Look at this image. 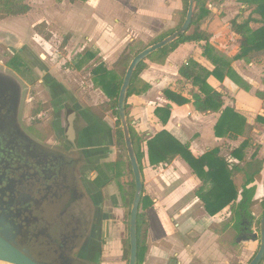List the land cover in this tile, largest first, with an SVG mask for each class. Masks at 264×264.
I'll return each instance as SVG.
<instances>
[{"label": "crops", "instance_id": "crops-1", "mask_svg": "<svg viewBox=\"0 0 264 264\" xmlns=\"http://www.w3.org/2000/svg\"><path fill=\"white\" fill-rule=\"evenodd\" d=\"M125 1L127 0L59 1V6L62 9V22L72 33L70 41L76 42L78 40L81 42L79 51L83 48L91 50L93 54L94 51H97V56L102 58L100 62L106 65V63L113 61L111 59L112 52H116L119 47L123 49L134 38L143 39L144 36L145 38L151 36L148 41L141 42L140 47H147L159 34L175 28L180 22L181 18L173 27L165 31H162V28L155 33L156 27L159 24L163 25V22L171 15L170 7L172 4L168 5L166 0H148L147 2L134 0L137 10L148 9L150 17L145 22L140 20L137 25L126 23L128 17ZM183 1L181 0V2ZM26 2L31 6L28 0ZM238 3L243 8L244 5L239 1ZM107 9L110 11L107 12ZM171 10L173 12V9ZM110 13L113 14L112 17ZM23 15L17 17L20 18ZM109 16L110 18H107ZM119 18L122 19L123 24H118ZM251 23H254L255 26L254 28L251 27L252 29L261 26L260 23ZM202 28L207 30L203 25ZM208 31L211 34V45L227 57H233L238 49V37L232 32L235 48L230 53H226L222 49L223 45L221 46V43L215 40L216 36L210 30ZM204 44L203 41L185 42L169 53L165 63L147 62V68L139 74V81L147 85V91L140 95H132L126 100L125 111L126 117L129 119L128 127H131L136 140H139V148L144 153L146 141L161 130H166L181 144H188L189 150L195 157L217 149L219 157H224L237 165L232 175L239 192L236 202L240 201V192L246 182V176L241 169L246 166L247 162L262 161L263 168L259 174L262 177L261 180L258 178L259 175H256L253 182L246 186L255 189L252 198L255 203L250 207L251 216L246 220L249 237L246 240L236 241V246L242 245L244 241H250L253 257L256 249H258V243H256L257 239H252V234L255 233L252 232V227L256 225L259 216V203L264 198V151H262V146L259 150L255 147L248 160H245V157L252 149L251 146L264 143V97L257 95V91L264 92V58L262 63L245 59L232 60L231 67L240 77L239 82H235L229 77L219 81L214 76H209L207 83L222 94L223 105L218 112H201L195 109L191 95V91L197 92L198 88L181 77L178 71L189 60L197 62L210 71L214 68L212 63L203 56ZM66 48L69 50L67 56L69 59L75 45L70 44ZM106 67L111 70L107 65ZM92 86L103 93L100 88L93 84ZM165 90L179 92L191 101L177 105L167 99L164 94ZM166 105L171 106V115L168 121L162 124L155 116L154 110L156 107ZM225 107L232 108L242 116L245 119V124L238 134L231 136L228 133L218 137L215 134L214 126ZM113 117L115 125L116 117ZM107 120L104 118V121ZM102 122L96 120L98 133L107 130V127H104V122ZM113 132H115V128ZM113 132H109L110 143L112 144L108 149L109 155L101 159L100 166L104 168L106 162L112 163L108 175L113 176V174L119 173H117V167L121 164L123 170L120 177L124 182V175L129 172L128 163L123 159H118V153L115 151L118 147L115 145ZM89 136H92L91 133ZM95 146L106 151L100 142ZM235 149H240L237 152L238 155L233 154ZM92 175L95 174L92 172ZM238 175L242 178L241 184L236 182ZM141 177L143 195H147L148 202H151L145 208L149 226L146 249L141 264H229L231 250L228 243L224 245V240L227 239V234L232 225L229 222V216L231 213L235 214V211L226 207L214 216L209 215L204 209L202 200L196 194V191L202 186V181L179 155L175 156L170 163L158 166H150L147 157L144 156ZM113 183L111 177V181L102 188L101 192L104 197L109 189V203L111 202L108 205V200L104 198L102 204L105 243L102 247L101 264H126L122 259L124 236L121 233L125 221L123 191L128 189V184L123 183L122 196H120L118 188ZM107 208H110L109 213H106ZM263 210L261 211L263 212ZM110 217L113 220H110Z\"/></svg>", "mask_w": 264, "mask_h": 264}, {"label": "flooded vegetation", "instance_id": "flooded-vegetation-1", "mask_svg": "<svg viewBox=\"0 0 264 264\" xmlns=\"http://www.w3.org/2000/svg\"><path fill=\"white\" fill-rule=\"evenodd\" d=\"M30 75L34 71L16 51L0 58V234L48 264H101L104 199L95 180L112 146L109 131L98 133L97 117L60 93L54 135L47 134L23 116L25 86L35 79ZM99 142L106 151L95 146Z\"/></svg>", "mask_w": 264, "mask_h": 264}, {"label": "trees", "instance_id": "trees-1", "mask_svg": "<svg viewBox=\"0 0 264 264\" xmlns=\"http://www.w3.org/2000/svg\"><path fill=\"white\" fill-rule=\"evenodd\" d=\"M69 1L74 2L75 0ZM195 1L196 7L189 29L185 33L180 34L175 41L152 53L137 65L130 80L127 98L132 95H140L147 91V85L139 81V74L142 70L147 68V62L163 64L165 63L169 53L176 49L180 44L185 42L203 41L205 42L203 46V56H205L212 63L214 68L210 71L197 62L189 60L186 64H183L179 68L178 72L181 77L190 81L194 87L198 88L197 92L191 91L192 102L195 109L201 112H218L221 110L223 105L222 94L213 89L207 83L208 77L214 76L219 81H222L225 77H229L235 82H239L240 77L231 67V61L238 59L250 61L255 59L257 56L264 54V0H238L244 5L243 10L249 8H252V10L246 18H244L242 14H239L231 20V30L238 37V49L231 58L217 51L211 45V34L208 30L202 28V24L204 20L212 17V12L204 5L205 0ZM184 2L183 15L176 27L159 34L150 44L163 39L181 26L186 14L188 0H184ZM29 10L30 6L25 3L24 0H0L1 18L25 14ZM251 22L260 23L261 26L257 29H252L250 27ZM145 47L142 46L130 54H125V52H123V54L120 55L116 64H121L123 66L124 71L122 72L121 77L109 70L103 62L94 65V68L89 73L92 84L95 87L100 88L107 98L106 110L110 111L111 114L116 117L114 132L115 145L122 148L123 151H120L119 159L125 160L128 163L129 168V172L124 177L125 184H128V189L123 191L125 199L124 207L126 208L131 206L134 193V180L124 146V137L120 120L118 118L117 97L124 72L131 58ZM84 56L86 57L85 59H91L94 55L87 52ZM164 94L168 100L177 105H183L191 101V99L184 97L181 93L176 91L165 90ZM257 95L259 97H264V92L257 91ZM126 107L127 105L125 103V108ZM170 107V105H166L164 107H156L154 110L155 116L162 124H165L171 115ZM128 121L129 119L127 118V122ZM244 124L245 119L242 116H240L232 108L225 107L222 110L216 125L214 126V131L218 137L228 133L232 136L234 134H238ZM129 133L140 170H142V159L144 156L147 157V161L150 166H158L160 164L170 163L175 156L179 155L202 181V186L196 191V194L202 200L206 212L209 215L214 216L228 207L231 211H235L236 222L234 223V227L239 229L242 226L243 231L248 232L246 229V220H248L251 216L250 207L255 203V201H252L255 189L254 187L247 188L246 186L253 182L256 175L260 174L263 168L262 161L258 160L247 162L246 166L241 169L242 173L246 176V182L240 192L241 199L236 202L239 192L232 175L237 165L229 162L224 157H219L217 149H213L199 157H195L189 150L188 144H181L166 130H161L146 141V151L144 153L140 150L139 140H136L130 126ZM238 151H240V149H235L233 154L238 155ZM111 167L112 163L105 164L104 168L101 166L97 167L98 177L95 182L98 188H103L109 184L111 178L108 175V172L111 170ZM148 201V196L143 195L142 188L137 215V264L142 263L146 249V237L149 224L145 208L146 205L151 204V202ZM262 203L264 205V198ZM258 224L259 220L256 221L257 226ZM122 246V259L128 260L129 245L125 244V241H122ZM263 261L264 257L259 264H263Z\"/></svg>", "mask_w": 264, "mask_h": 264}, {"label": "rangeland", "instance_id": "rangeland-1", "mask_svg": "<svg viewBox=\"0 0 264 264\" xmlns=\"http://www.w3.org/2000/svg\"><path fill=\"white\" fill-rule=\"evenodd\" d=\"M26 1L27 0H24L25 3H27ZM28 1L29 4L31 3L30 10L25 13L23 17H0V58L8 57L12 52L16 51L17 53H19V55L22 56V58L34 71V76H30L35 79L27 80L31 87L25 86L26 95L22 103L23 116H25L26 119L31 120L33 123H39L40 128L45 126V129L48 132L47 134L53 136L54 131L51 128V123L54 120L55 113L54 100L60 93H64L65 95L68 93V95L70 94L71 96L75 97L80 106L87 109V111L91 112V114H94L97 119L100 120V122H102L103 120L104 127H107V130L109 132H113L115 128L113 122L114 117L110 111L106 110V98L103 93L93 88L92 82L89 80L90 71L94 68L95 64H98V62H100V59L102 58L97 56V51H94L93 55L96 57H94L92 60L85 59V56L80 57V55L76 53L80 49V45L82 44L78 40L76 42L70 41L72 33L68 31V29L62 22V9L59 6V1ZM144 1L147 2L148 0ZM125 3L128 17L126 19L128 20V22L125 21L126 23L137 25L140 20H142L141 22H145L147 21V18L150 17L148 9L142 8V10H137V5L134 0H127L125 1ZM166 3L168 5L172 4V6L170 7V11L172 12L171 9H173V12H170L171 15H169L168 18L163 22V25L159 24L157 27L155 26V33L162 28V31H165L168 28L173 27L179 21V19L182 18L185 3L184 1L181 2V0H166ZM204 5L212 12V17L204 20L202 25L216 36L215 40L221 43V46L223 45L222 49L226 53H230L235 48V40L231 30V20L238 12L239 13L237 15L242 14L243 17L246 16L248 14V11L252 10V8L243 10L244 8L240 7L238 0H205ZM106 11L109 12L110 9H107ZM110 16L112 17L113 14H111ZM110 16L107 18H110ZM118 24H123L121 18H119ZM250 27L254 28V23H250ZM150 37L145 38L144 36L143 39L137 37L136 39L134 38V40H132L131 42H128L127 45L123 47V49L122 47H119L116 52H112L111 59L113 61L106 63V65L111 68L112 72L121 77L122 72L124 71L123 66L121 64H116L119 55L121 53L123 54V52H125V54H130L134 50L140 48L143 41H148ZM64 41H67L65 42L66 44L64 43L65 46H63ZM70 44L75 45V49L71 51V55L69 56L70 59H73L72 63H75L74 70H71L69 68V65L71 64L68 65V63H70L68 62L69 59L67 58L69 50L68 48L66 50V46ZM263 58L264 54L257 56L255 59L250 61L262 63ZM35 64H37L42 69H37L35 67ZM106 112L107 115L105 116ZM104 118H107L108 120L104 121ZM261 146L262 151H264V143L256 144V146H251L252 149L247 153L245 160L249 159V155L252 151L255 150V147H257V149L259 150ZM121 150V147H118L117 150H115L116 153H118V159ZM122 170L123 169L121 167V164H119V166L117 167V173H119L113 174L112 176V180L114 181L113 184L118 188L120 196H122V185L124 183L123 179L120 177L122 175ZM87 175L93 176L90 173H87ZM258 178L261 180V175H259ZM236 182L238 184L242 183V178L239 175L236 177ZM104 198L108 200L109 205L111 203H109V189L107 190L103 199ZM123 201L125 202V199ZM124 202L123 204L125 205ZM111 207H113L112 204ZM263 208L264 205L262 202H260L258 209L259 216L257 220H260L262 215L261 210H263ZM109 209L110 208L106 209V213H109ZM124 210L125 221L123 224L121 235L124 236L123 241H125V244L129 245L128 221L130 207H124ZM229 217V222L232 225L227 234V239L224 240V245L228 243L231 250L229 256V264H247L252 258L251 251L253 248H251L250 246L252 245V243L250 241H244L242 245L236 246V241L248 238L249 233L247 231L244 232L242 226L239 229L233 227L235 221L234 213H231ZM110 218V220H113L112 217ZM102 227L103 236H105L104 223L102 224ZM252 228V232L257 233L258 235L256 241V243H258V248L260 234L259 224L258 226L254 225V227ZM127 261L128 260H124L126 264ZM0 264L6 263L0 262Z\"/></svg>", "mask_w": 264, "mask_h": 264}, {"label": "water", "instance_id": "water-1", "mask_svg": "<svg viewBox=\"0 0 264 264\" xmlns=\"http://www.w3.org/2000/svg\"><path fill=\"white\" fill-rule=\"evenodd\" d=\"M195 10V0H188L187 10L184 20L181 26L175 30L173 33L167 35L163 39L150 44L144 49L136 53L130 60L123 79L121 86L119 88L117 97V111L118 118L120 120L121 129L124 137V146L126 149L127 157L129 160L130 168L134 180V193L129 211V221H128V242H129V254L127 264H137V215L140 205L141 192H142V177L141 170L139 168L135 151L133 148L131 136L129 133L128 122L126 118L125 103L127 99V91L129 88L130 80L132 78L133 72L135 71L137 65L146 59L149 55L162 49L175 41L178 36L185 33L192 22L193 13ZM259 246L247 264H259L264 257V212L259 220ZM257 233L252 234V239H257ZM243 240H246L244 238ZM0 262L6 264H48L45 260H40L35 258L32 254L23 250L17 246L12 239L5 235L0 234Z\"/></svg>", "mask_w": 264, "mask_h": 264}]
</instances>
